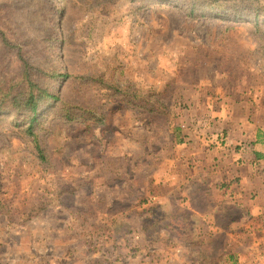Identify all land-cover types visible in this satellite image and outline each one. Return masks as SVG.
<instances>
[{
  "label": "rangeland",
  "instance_id": "374dc122",
  "mask_svg": "<svg viewBox=\"0 0 264 264\" xmlns=\"http://www.w3.org/2000/svg\"><path fill=\"white\" fill-rule=\"evenodd\" d=\"M220 1L225 14L194 18L160 0H0L13 45L0 37V86L21 79L22 56L70 74L34 77L62 99L35 126L45 160L29 113L0 116V264H239L234 241L229 249L207 220L157 197L160 173L209 121L212 98L264 103V19H235L237 1ZM153 92L169 110L132 103ZM197 94L211 97L200 96L199 114Z\"/></svg>",
  "mask_w": 264,
  "mask_h": 264
},
{
  "label": "crops",
  "instance_id": "0c3cea01",
  "mask_svg": "<svg viewBox=\"0 0 264 264\" xmlns=\"http://www.w3.org/2000/svg\"><path fill=\"white\" fill-rule=\"evenodd\" d=\"M200 96L206 104L211 99L195 95L192 109L196 113L202 112ZM209 107L212 116L204 128L198 125L199 130L184 137L176 155L168 160L170 168L160 173L157 197L160 204L186 208L207 220L212 235L225 237L229 249L234 241L230 253L239 257V264H252L254 256L264 264V253L260 254L264 244V103L261 98L220 96L212 98ZM182 108L183 125L188 108ZM175 192L180 200H173ZM198 198L203 200L201 208L194 204ZM232 209L241 213L240 218L220 224L217 216H226Z\"/></svg>",
  "mask_w": 264,
  "mask_h": 264
},
{
  "label": "trees",
  "instance_id": "16d2710c",
  "mask_svg": "<svg viewBox=\"0 0 264 264\" xmlns=\"http://www.w3.org/2000/svg\"><path fill=\"white\" fill-rule=\"evenodd\" d=\"M162 2H173L174 4L182 5L185 9L187 16L189 17H205L211 13L215 15L225 14L223 10V3L220 0H160ZM237 1L236 5L237 8L235 10L234 18L235 19H243V17L247 16L248 14L244 13V10H248L249 13H253V21L256 24H260L261 18L264 19V4H262V0H249L248 2L243 0H235ZM246 3V4H245ZM244 4L243 8H240V5ZM227 13V12H226ZM244 16H243V15ZM0 37L3 43L7 46L12 47L13 45L9 42L5 33L0 30ZM23 61V71L21 79L14 83L13 80L7 86H0V98L1 95L3 97L0 100V116L3 111L7 109H13L15 111L23 110V113H29L30 120L28 125V132L29 135L33 137V141L35 143L36 150L38 152L39 157L42 160L46 159L44 150L39 142V137L35 130L36 123L39 120V117L42 116V111L46 109V107L52 105L53 102H58L60 98V94L53 92L48 87L42 86L39 82H37L34 77L43 75L45 77L50 78H58L67 80L70 78V74L64 71L57 72L56 70H45L40 67L35 66L34 64L30 63L28 60L22 56ZM107 88H114L115 90L121 91L123 88H119L114 84H110L108 82L103 84ZM126 91V90H123ZM8 94H13L12 98L8 99ZM159 93L153 92L149 96L138 97L137 94L135 95L133 104L143 105L149 111H153L154 109H159L162 111L169 110V106L161 103L157 100V95ZM8 95V96H7ZM141 99V100H140ZM62 101V99H61ZM65 102V100H63ZM67 103V102H66ZM78 105V104H77ZM81 108V106H78ZM203 204V200L198 198V201L195 202V206L198 207L199 204ZM176 208L181 211L186 212L189 214V220L193 219L195 215L191 214L189 210L186 208L176 206ZM201 208V206H200ZM193 217V218H192ZM222 236V235H221Z\"/></svg>",
  "mask_w": 264,
  "mask_h": 264
}]
</instances>
